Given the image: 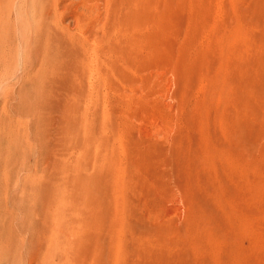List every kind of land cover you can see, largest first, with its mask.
Instances as JSON below:
<instances>
[{
    "label": "rangeland",
    "instance_id": "rangeland-1",
    "mask_svg": "<svg viewBox=\"0 0 264 264\" xmlns=\"http://www.w3.org/2000/svg\"><path fill=\"white\" fill-rule=\"evenodd\" d=\"M0 264H264V0H0Z\"/></svg>",
    "mask_w": 264,
    "mask_h": 264
},
{
    "label": "bare ground",
    "instance_id": "bare-ground-1",
    "mask_svg": "<svg viewBox=\"0 0 264 264\" xmlns=\"http://www.w3.org/2000/svg\"><path fill=\"white\" fill-rule=\"evenodd\" d=\"M129 8V7H128ZM117 16V15H116ZM120 16V15H119ZM142 22V21H141ZM143 27V26H142ZM140 30V29H139ZM135 31V30H134ZM138 31V30H137ZM128 33V32H127ZM133 33V32H132ZM141 43V42H140ZM137 50V49H136ZM137 54V53H136ZM126 62V61H125ZM107 63V62H106ZM131 68V67H130ZM72 199V198H71Z\"/></svg>",
    "mask_w": 264,
    "mask_h": 264
}]
</instances>
